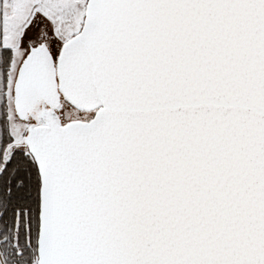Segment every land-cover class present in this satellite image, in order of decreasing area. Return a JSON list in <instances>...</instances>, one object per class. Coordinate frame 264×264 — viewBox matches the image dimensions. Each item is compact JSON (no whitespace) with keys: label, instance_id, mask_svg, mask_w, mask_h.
<instances>
[{"label":"snow or ice","instance_id":"6c2138e0","mask_svg":"<svg viewBox=\"0 0 264 264\" xmlns=\"http://www.w3.org/2000/svg\"><path fill=\"white\" fill-rule=\"evenodd\" d=\"M0 264H264V0H0Z\"/></svg>","mask_w":264,"mask_h":264}]
</instances>
